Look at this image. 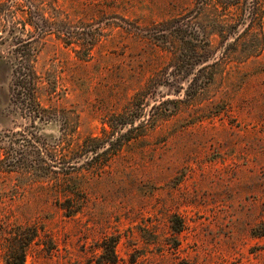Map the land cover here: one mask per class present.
<instances>
[{"label": "rangeland", "instance_id": "1", "mask_svg": "<svg viewBox=\"0 0 264 264\" xmlns=\"http://www.w3.org/2000/svg\"><path fill=\"white\" fill-rule=\"evenodd\" d=\"M19 2L15 9L49 20L36 38L37 69L55 93L42 103L66 119L31 123L10 103L0 19V151L10 139L25 143L30 132L50 149L99 139L94 152L68 154L77 158L74 168H63L67 176L60 167L68 158L51 167L57 180L0 171V264L23 226L37 229L23 264H104L101 245L111 237L117 264H264V49L245 61L220 59L213 71H192L177 63L173 44L154 40L173 43L168 29L153 34L161 21L190 22V0ZM252 6L264 34V0H247ZM63 22L75 25L68 41L101 36L89 50L65 45L57 37ZM142 89L143 104L130 114L138 127L116 150L105 121ZM174 217L182 223L177 232Z\"/></svg>", "mask_w": 264, "mask_h": 264}, {"label": "trees", "instance_id": "2", "mask_svg": "<svg viewBox=\"0 0 264 264\" xmlns=\"http://www.w3.org/2000/svg\"><path fill=\"white\" fill-rule=\"evenodd\" d=\"M6 0H0V4ZM190 22L176 23L171 21H161L154 24L153 34H163L168 29V34L173 39L170 44L167 37H155L158 43L166 42L174 46V56L180 65L190 64L192 71H213V67L219 63L220 59L245 61L249 58L258 56L264 49V34L261 30L260 13L256 7H246L247 0H190ZM21 4L19 0H11L4 8L0 7V19L4 20V37L2 43L6 45L7 60L11 67V81L9 86L10 103L18 109L20 116L28 119L31 123L35 121L54 120L62 122L66 119L63 112L53 106H45L42 103V97L45 95L49 101L55 93V85L47 76H43L37 69L38 60V39L47 33L48 18L42 14L34 15L31 8L15 9V6ZM189 17V15H186ZM259 20V22H258ZM6 21V25H5ZM42 21L43 24H40ZM175 23H174V22ZM85 23L80 28L85 29ZM163 24H169V27L161 28ZM243 24L241 31L236 30V25ZM1 26V24H0ZM72 26L70 23L61 24L57 29V37L65 45L74 42L82 48L91 49L95 42L101 36L98 33L96 37H87L85 43L78 41H68L72 35ZM235 27V29H234ZM159 32V33H158ZM187 32L189 38H187ZM237 37L233 40H225L226 35L235 34ZM167 34V35H168ZM218 37L213 41L212 35ZM38 37V39H36ZM163 38V39H162ZM82 38V40H85ZM197 77V75H195ZM145 89V88H143ZM138 91L128 104V106L119 113L111 114L106 119L108 129L104 131L105 137L111 139L110 145H115L116 150L119 146L129 141L132 137L128 136L134 127V120L130 114L139 110L144 99L143 91ZM76 126L77 122L74 121ZM31 125V124H30ZM69 125V123L67 124ZM128 126V127H127ZM126 130L122 131L124 128ZM65 131L70 134L72 129L66 127ZM25 136V143H19L18 139H10L1 147L0 151V171H16L21 176L31 182H46L57 180L54 174L60 172L51 167L62 166L60 168H74V161L77 156L68 157L69 153L77 151H95L98 140L95 136H86L80 146H70L64 148V141L51 149L45 147L37 139L34 133L30 132ZM112 135H116L112 140ZM21 140V139H20ZM109 148V147H108ZM107 149V148H106ZM105 150V149H104ZM48 152L52 153L48 157ZM54 152V153H53ZM65 158L70 160H65ZM61 160L63 161L61 164ZM61 164V165H59ZM64 170V169H63ZM61 172L68 174L71 171ZM53 174L54 176H51ZM67 176V175H66ZM172 230L177 232L182 228V223L174 217ZM37 237V229L31 226L19 227L14 231L8 247L4 250V260L6 264H23L26 250L29 244ZM115 239L112 237L102 242V252L100 254V263L117 264L113 246Z\"/></svg>", "mask_w": 264, "mask_h": 264}]
</instances>
